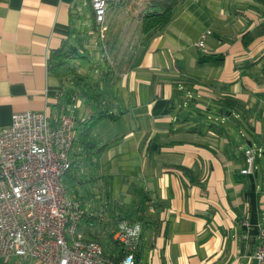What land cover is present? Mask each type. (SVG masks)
Returning a JSON list of instances; mask_svg holds the SVG:
<instances>
[{"label":"crops","instance_id":"1","mask_svg":"<svg viewBox=\"0 0 264 264\" xmlns=\"http://www.w3.org/2000/svg\"><path fill=\"white\" fill-rule=\"evenodd\" d=\"M147 1L123 0L106 40L90 0H0V126L15 111L53 117L72 105L86 120L102 108L115 116L92 128L103 148L74 140L70 155L83 237L117 257L113 231L125 219L143 228L136 264H252L264 176L257 165L241 172V146L264 140V0H184L150 37L139 31ZM64 42L77 46L86 78L70 104L48 68ZM227 98L235 115L220 110Z\"/></svg>","mask_w":264,"mask_h":264},{"label":"built area","instance_id":"2","mask_svg":"<svg viewBox=\"0 0 264 264\" xmlns=\"http://www.w3.org/2000/svg\"><path fill=\"white\" fill-rule=\"evenodd\" d=\"M90 2L102 31L108 0ZM210 32L203 31L195 45L203 47ZM63 92L61 88L59 94ZM75 115L72 105L53 117L46 109L15 111L9 124L0 126L1 259L16 264H136L143 232L139 222L119 221L114 232L120 246L117 257L107 254L99 241L84 238L79 229L84 210L63 182L72 162ZM241 149V172H256L264 140L243 143ZM262 209L252 264H264Z\"/></svg>","mask_w":264,"mask_h":264},{"label":"trees","instance_id":"3","mask_svg":"<svg viewBox=\"0 0 264 264\" xmlns=\"http://www.w3.org/2000/svg\"><path fill=\"white\" fill-rule=\"evenodd\" d=\"M109 5L115 4L117 6L121 5V0H108ZM184 0H148L143 9L139 12V31L141 34H144L146 37H150L156 32L162 30L172 19L178 5ZM94 19V12H92ZM96 23V22H95ZM253 39L252 33H245L242 41L245 46ZM81 57L78 53L77 46L70 43H63L60 47L51 50L48 57V68L55 76L59 78L60 81L66 82V86L63 83L64 97L70 103H72L74 97V88L73 86L80 82L82 85H86V78L83 75H80L77 71V65L75 59ZM200 61L209 62V61H219L220 58L206 56L199 58ZM107 73V72H105ZM84 91V90H83ZM228 102L220 101L221 105L220 110L227 115H231L234 110H238L239 107L236 105L234 100L227 98ZM98 104H101V100L98 101ZM225 105L228 109H224ZM76 114V113H75ZM91 118L86 120H78L75 115V124H74V134L76 140L80 145H82L84 152H88L90 149L97 147V142L91 136L92 128L94 124L99 120L105 118H114L115 116L107 113L102 108L99 109L97 113L91 112ZM211 125V124H210ZM103 146L96 148V151H99ZM243 155V153H242ZM264 158V157H263ZM262 159V158H259ZM73 167H75L74 161L71 162V166L68 170L65 171L63 182L68 190L73 187L74 183V172ZM257 172V171H256ZM67 178V179H66ZM70 186V188L68 187ZM115 231V230H114ZM113 231V233H114ZM119 244L118 240H115ZM141 255V248L136 252V259H139Z\"/></svg>","mask_w":264,"mask_h":264},{"label":"rangeland","instance_id":"4","mask_svg":"<svg viewBox=\"0 0 264 264\" xmlns=\"http://www.w3.org/2000/svg\"><path fill=\"white\" fill-rule=\"evenodd\" d=\"M109 2V1H108ZM89 15V17L91 16L90 15V11L87 13ZM124 14L121 12V11H118L117 12V5L115 4H111L110 6H107L106 8V13H105V17H104V20L102 22L101 25H103V29H105V27H109V31L107 33V36H106V40L110 37L111 35V32L113 31L114 27L117 25L116 23V20H112L111 21V18H115V17H119V16H123ZM91 18V17H90ZM135 22V21H134ZM132 26H135L132 24ZM98 33L100 35L101 31L98 29ZM100 37V36H99ZM103 37V35L101 36ZM105 40V41H106ZM105 41H103V44L105 45ZM102 44V45H103ZM105 53L103 54V59L105 58ZM256 165L258 166V175H259V178L261 179V177H263L264 175V158L262 159H257L256 160ZM259 166H260V169H259ZM254 175V174H253ZM68 187L70 188V186L68 185Z\"/></svg>","mask_w":264,"mask_h":264}]
</instances>
